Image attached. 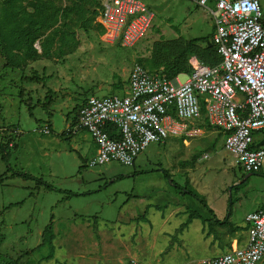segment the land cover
<instances>
[{"label": "rangeland", "instance_id": "374dc122", "mask_svg": "<svg viewBox=\"0 0 264 264\" xmlns=\"http://www.w3.org/2000/svg\"><path fill=\"white\" fill-rule=\"evenodd\" d=\"M138 1L152 10L155 19L146 36L127 50L103 43L96 24L100 0H0V146L11 143L8 160L3 161L0 151V264H53L54 253L42 245V234L51 221L61 250L57 264L133 263L125 249L112 252L105 247L108 231L117 230L116 220L124 214L129 218L141 208L130 201L133 167L110 163L88 168L91 157L75 151L73 141L63 137L68 136L67 121L90 97L120 95L135 65L150 71L167 69L181 52L178 45L207 37L213 30L206 13L186 0ZM259 1L264 16V0ZM186 60L193 63L195 55ZM33 72L52 80L45 88L23 79ZM49 90L55 93L50 123L42 108ZM47 125L53 129L48 136L40 133ZM206 131L189 147L179 139L151 145L138 158V173L164 170L176 184L195 189L208 202H214L217 191L227 194L229 190L234 200L232 217L237 207L242 217L260 200L257 191L264 190V180L253 179L251 190L236 199L233 184L250 175L233 165L234 157L225 151L219 132ZM204 155L209 159L201 160ZM20 172L32 178L24 179ZM150 174L154 173L139 177ZM152 181L156 188L160 186ZM138 183V193L148 185L145 178ZM171 191L184 193L172 186ZM185 201L193 210L203 207L192 197ZM87 219L97 222L92 240L82 235L78 224Z\"/></svg>", "mask_w": 264, "mask_h": 264}, {"label": "built area", "instance_id": "2783aa9c", "mask_svg": "<svg viewBox=\"0 0 264 264\" xmlns=\"http://www.w3.org/2000/svg\"><path fill=\"white\" fill-rule=\"evenodd\" d=\"M213 21L221 61L211 67L195 57L189 73L169 80L135 65L120 95L90 97L66 127L88 133L96 145L90 169L110 163L133 167L153 144L179 139L185 147L203 138L206 124L224 137L233 165L254 175L264 170V16L259 0H186ZM96 24L105 44L130 50L153 25L152 10L138 0H100ZM184 79L183 82L180 80ZM110 130V131H109ZM51 135L49 125L40 130ZM257 145V149L254 146ZM204 155L201 160H208ZM248 245L202 264L264 261V208L246 217ZM140 264V263H133ZM191 264V263H185Z\"/></svg>", "mask_w": 264, "mask_h": 264}, {"label": "crops", "instance_id": "0c3cea01", "mask_svg": "<svg viewBox=\"0 0 264 264\" xmlns=\"http://www.w3.org/2000/svg\"><path fill=\"white\" fill-rule=\"evenodd\" d=\"M75 117L76 115L67 121V125L74 122ZM200 125L207 129L208 125L206 123L205 126H202V122H200ZM16 133H20V130L18 129ZM64 137L68 141H73L75 151H79L91 157V159L96 155V145L85 131ZM138 158L129 172L136 174L134 177L132 176L134 192L130 201L136 203L135 207L141 206V208L136 210L134 215H129V218L124 214L119 220H116L118 223L117 230L108 231L110 238L108 244L105 245L108 251L113 252L118 248L125 249L128 261L140 264H168L170 263L168 261L171 260L175 264H202L203 261L227 254L232 246L244 248L248 245L249 227L246 223V217L264 208V190L257 191L260 200L256 202L251 212L244 211L241 217L238 213V207L235 209L234 216L231 219L235 230L231 231L229 228L218 226L204 206H197L196 210L189 208L185 201L187 196L172 193L171 185L163 174L153 172L154 174L148 176L137 177L138 171H141V166L137 165ZM152 171L158 170L154 168ZM261 174L264 175V170ZM142 178H145L148 185H142L144 190H140L138 193L136 189L139 180ZM152 178L160 186L156 188ZM253 179L264 180V177L259 175L251 177L250 175L245 179L244 186L241 184L245 180L242 183L233 184L236 187L235 191H238L235 196L236 199L241 200L243 198L242 194L251 190L249 189L250 182ZM239 186L244 188L241 189ZM226 193L219 194L217 191V194L214 195V202L207 201L208 207L220 222L226 218L229 198H232L231 191L230 194L229 190ZM165 196H168V198ZM193 213L199 214L202 218L191 216ZM141 217H144V219H140ZM204 219L210 222H205ZM78 224L82 226V235L91 238V240L92 237H95L96 221L87 219V221ZM97 233V236L101 235L100 232ZM96 240L98 241L97 238ZM137 242L140 244L137 245ZM68 244L69 241L65 243L66 246ZM91 244L94 245L93 241ZM52 245L54 255L51 258L53 264H57L56 260L58 261V258L61 257V250L56 246V239L52 241ZM39 257L42 258L43 256L39 255ZM86 261L88 262L87 258ZM263 263L264 261L260 264Z\"/></svg>", "mask_w": 264, "mask_h": 264}, {"label": "trees", "instance_id": "16d2710c", "mask_svg": "<svg viewBox=\"0 0 264 264\" xmlns=\"http://www.w3.org/2000/svg\"><path fill=\"white\" fill-rule=\"evenodd\" d=\"M100 8H101V3H100ZM99 8V9H100ZM98 9V10H99ZM98 16V15H97ZM98 27H100L99 25H97ZM100 29L102 30V28L100 27ZM102 34H103V30H102ZM213 35H214V31L212 30L211 35L207 36V37H202V38H197V39H193L187 42V44H182L178 45V49L181 50L179 56L177 58H175V60L173 61V63L167 67V69H160L158 71H150L151 73H157L161 71V74L163 76H165L167 79L172 80L174 79L176 76H178L179 74H184V73H189L191 70L190 64H188L186 58L189 55H195V57L197 59H199L201 62H203L204 64L211 66V67H215L217 66L220 61V55L218 54V50L216 48V46L213 43ZM201 44H206L205 47H202ZM30 51L32 52L31 48ZM143 67V66H142ZM145 68V67H144ZM146 69V68H145ZM148 70V69H147ZM23 79L30 81L31 83L33 82H37V83H42L44 84V87L46 88L47 83L52 80L51 76H46L43 75V77H39L38 73L33 72L32 77L28 78L26 76L23 77ZM44 103L42 105V108L44 110V112L48 115V123H50L51 118H52V113L50 108L52 107V105L55 102V93L52 92L51 90H49L47 92V95L44 99ZM87 102V100H85L77 109V114L76 117L78 116V113L81 109V107L83 105H85ZM30 114L32 115V108L29 107ZM75 117V118H76ZM202 126H205V119H204V111H203V118H202ZM51 126L49 125V128ZM208 129H211L207 126ZM52 130V127L50 128ZM214 130V129H213ZM110 131V130H109ZM221 138H224L222 134L218 133ZM65 136V134H63V137ZM257 145L256 144L254 146V149H257ZM212 148V147H211ZM11 150V143L10 141H7L4 144H1L0 146V151L4 154L3 156V161H6L9 159V151ZM154 172V171H152ZM152 172H142V173H138L137 176L139 175H143V174H148V173H152ZM156 172H160L164 175V177L166 178V180L168 181V183L174 187L176 190L178 191H184V193L182 195L184 196H189L192 197L193 199L197 200L198 202H200L208 211V213L212 216V218L215 220V223L218 226L221 227H226L229 228L231 231H234L235 228L233 227L232 223H231V218H232V212H233V208H234V200L230 197L229 198V203H228V207H227V216L223 221H218L214 215V212L208 207L207 201L205 199V197L203 195H201L200 193H198L195 189H188L187 187L182 188L180 185L176 184L172 178L170 177V175L164 171V170H158ZM21 176H23L24 179H31L32 177L28 174L19 173ZM254 175H259V176H264L263 174L258 173V174H254ZM247 179V178H246ZM1 180V177H0ZM40 184H43L42 181H38ZM246 183L243 182L241 185L244 186ZM50 189V187H48ZM69 196H73L71 193H68ZM191 216L193 217H198V218H202L199 214L193 213ZM140 219H144V217H141ZM205 222H210L209 220H205ZM54 239V229H53V221H51V223L46 227V229L44 230L43 234H42V245H48L50 247V254L52 255L53 252V245H52V241ZM50 255V256H51ZM3 257L0 255V260Z\"/></svg>", "mask_w": 264, "mask_h": 264}, {"label": "water", "instance_id": "95a60500", "mask_svg": "<svg viewBox=\"0 0 264 264\" xmlns=\"http://www.w3.org/2000/svg\"><path fill=\"white\" fill-rule=\"evenodd\" d=\"M262 146H264V142L258 145V147H262Z\"/></svg>", "mask_w": 264, "mask_h": 264}, {"label": "bare ground", "instance_id": "6f19581e", "mask_svg": "<svg viewBox=\"0 0 264 264\" xmlns=\"http://www.w3.org/2000/svg\"><path fill=\"white\" fill-rule=\"evenodd\" d=\"M134 166V165H133Z\"/></svg>", "mask_w": 264, "mask_h": 264}]
</instances>
